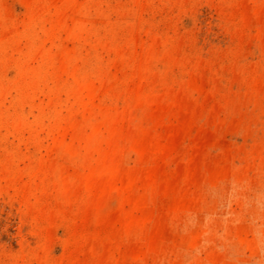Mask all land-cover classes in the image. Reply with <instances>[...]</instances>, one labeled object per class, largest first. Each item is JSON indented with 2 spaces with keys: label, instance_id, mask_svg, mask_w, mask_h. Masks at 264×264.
I'll return each mask as SVG.
<instances>
[{
  "label": "rangeland",
  "instance_id": "obj_1",
  "mask_svg": "<svg viewBox=\"0 0 264 264\" xmlns=\"http://www.w3.org/2000/svg\"><path fill=\"white\" fill-rule=\"evenodd\" d=\"M0 264H264V0H0Z\"/></svg>",
  "mask_w": 264,
  "mask_h": 264
}]
</instances>
